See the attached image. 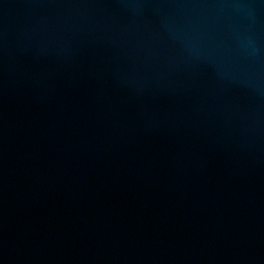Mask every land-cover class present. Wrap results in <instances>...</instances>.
<instances>
[{
	"label": "water",
	"instance_id": "obj_1",
	"mask_svg": "<svg viewBox=\"0 0 264 264\" xmlns=\"http://www.w3.org/2000/svg\"><path fill=\"white\" fill-rule=\"evenodd\" d=\"M0 264H264V0H0Z\"/></svg>",
	"mask_w": 264,
	"mask_h": 264
}]
</instances>
